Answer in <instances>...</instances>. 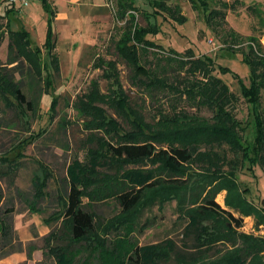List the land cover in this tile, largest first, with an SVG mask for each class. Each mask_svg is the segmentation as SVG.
Instances as JSON below:
<instances>
[{
    "label": "rangeland",
    "instance_id": "374dc122",
    "mask_svg": "<svg viewBox=\"0 0 264 264\" xmlns=\"http://www.w3.org/2000/svg\"><path fill=\"white\" fill-rule=\"evenodd\" d=\"M50 1L57 9L54 31L60 58L54 89L42 96L34 113H26L14 100L6 98L11 101L9 107L0 100V264H55L54 256L61 252L73 264L118 261L131 264L134 250L145 245H160L153 264H228L237 255L246 258V264H264V210L261 209V204L264 208V167L260 164H255L252 171L247 160L238 165L235 171L239 186L234 191H218L225 188L222 173L227 168L222 166L223 157L201 147L187 164L174 169L158 160L112 161L120 169L116 174L89 167L92 156L99 159L105 155L101 148L104 143L124 133L110 130L109 117L119 118L109 106L95 105L106 111L102 121L105 124H101L95 114L86 110L87 100L79 104V97L88 92L93 81L99 85L101 94L118 92L112 80L103 78V68L96 67L98 57L119 62L120 84L129 105L141 112L148 123H152L159 106L170 113L169 99L177 96L168 95V99L164 94L158 95V106L130 82L129 71L117 59L111 43L117 31L112 0ZM134 1L141 10L152 12L146 0ZM193 1L198 7L200 1ZM241 1L234 11H225V24L214 18L212 29L207 26L201 9L194 10L188 0H172L171 5H178L184 17L180 14L174 19L165 15L151 17L149 22L159 27V31L154 35V29L147 38L158 44L156 49L166 53L171 49L177 54L191 52L197 57L213 59L214 75L238 98L233 113L244 128L249 149L254 123L251 107L241 92L250 85V69L236 51L246 50L250 36L260 39L264 46V0ZM208 2L211 8H219L218 0ZM12 6L9 18H0V32L8 21L12 30L28 32L32 47L42 48L49 17L41 1L29 0L24 7ZM248 6L258 7L262 15L251 13ZM10 7L7 0H0V15ZM125 16L135 17L139 25H145V20L134 11H127ZM228 30L239 36L237 40H230ZM8 38L4 33L0 67L9 61ZM153 56L148 54L150 60ZM169 66L167 72L176 69L175 64ZM52 97L57 101L54 113L49 111ZM116 97L114 94L112 98ZM74 104H78V110ZM262 105L264 108V90ZM178 106L192 119L212 117L205 107L184 102ZM118 122L126 128L121 119ZM129 131L130 128L126 132ZM225 158L230 163L236 161L232 154ZM74 159L81 162L86 179L80 187L82 205L93 219V228L80 240L72 238L70 221L63 215L68 190L66 168ZM129 171H151L158 184L145 190L140 203L126 212L119 204L118 193L125 188L123 175ZM213 196L223 211L210 212L205 208L204 200ZM241 198L245 199L244 203ZM197 212L202 214V225L207 229L199 239L184 232L189 217ZM226 212L241 221L239 227Z\"/></svg>",
    "mask_w": 264,
    "mask_h": 264
},
{
    "label": "trees",
    "instance_id": "16d2710c",
    "mask_svg": "<svg viewBox=\"0 0 264 264\" xmlns=\"http://www.w3.org/2000/svg\"><path fill=\"white\" fill-rule=\"evenodd\" d=\"M8 1V0H7ZM49 20L46 26V35L42 48L32 47L30 36L24 29L12 30L8 21L2 26L0 32V45L4 33L8 34L7 52L8 63L0 67V100L6 107L14 100L18 106L25 109L26 113H34L40 107V101L47 91L54 89L55 76L59 74V62L55 48V33L53 30V19L55 11L47 0H40ZM152 9L151 13L138 8L134 0H112V16L116 25V35L112 38V47L117 59L124 63L129 71V80L141 89L144 94L151 97L157 105H160L158 95L174 96L168 98L171 104L170 113L164 112L159 106L152 123L145 120L144 115L134 111L130 107V100L120 84V74L115 60L105 61L98 57L96 67L103 68V78L112 80L118 92L112 91L101 94L96 81L91 82L88 92L79 97V104L84 100L86 110L95 114L101 124H105L106 111L95 108L97 103H103L113 109L116 116L126 123L124 128L118 120L111 117L108 123L111 131H123L116 137L104 143L101 147L105 155L101 158L92 156L88 161L89 167L101 172L116 174L120 172L112 161L136 162L142 160H158L169 168L180 167L187 164L194 152L200 147L210 153L222 155L223 167L227 168L223 174V184L218 191L238 189L236 168L242 166L244 160L249 163V168L260 164L264 167V108L262 105V91L264 90V46L260 39L250 36L246 40L247 48L240 52L242 61L250 69V85L244 87L241 97L251 107L254 123V137L252 145L248 149V143L243 136L244 128L233 113V108L238 98L227 85L214 75V61L204 55L196 56L191 52L177 54L156 49L158 44L147 38L159 31V27L149 22L151 17L166 16L168 19L179 17L178 5H171L172 0H146ZM194 10L201 9L204 13L207 26L213 29L212 20L217 18L226 22V10L234 11L241 0L230 3L218 0L219 8H211L208 0H199L197 7L193 0H188ZM5 10L0 18H9L12 12ZM251 13L262 15L256 6H248ZM127 11H134L145 20V25H139L135 17H126ZM181 15V14H180ZM183 16V15H181ZM184 17V16H183ZM225 24V23H224ZM219 27H222L220 25ZM218 27V28H219ZM215 30V29H214ZM2 34V35H1ZM230 40L239 37L233 30H228ZM154 51L156 54H154ZM42 52L46 54L47 61L42 59ZM162 53V54H160ZM235 53V52H234ZM148 54L153 56L149 59ZM181 55V56H180ZM168 65H176V69L167 72ZM11 66V67H10ZM171 66H169L171 68ZM104 73H107L104 75ZM176 74V75H175ZM172 76V78H171ZM175 76V77H174ZM18 77V78H17ZM116 92V93H115ZM48 94V93H47ZM117 96L115 99L112 97ZM54 97V96H53ZM52 97L49 111L55 112L57 101ZM7 98V99H6ZM177 98V99H176ZM77 99V102L79 101ZM83 100V101H82ZM178 100V101H177ZM189 103L195 107H205L212 112L210 119L190 118L179 103ZM108 103V104H107ZM78 110V104H74ZM130 128L129 132H126ZM250 144V143H249ZM246 149L248 151H246ZM247 152V153H246ZM251 153H254L251 155ZM232 154L236 159L230 163L225 155ZM68 190L64 199L63 215L70 221V232L74 240L82 239L88 230L93 228L91 214L83 208L81 186L86 179L83 176L82 164L74 159L66 168ZM226 177V178H225ZM125 188L118 193V201L126 212L135 208L143 198V192L157 186L158 180L151 171H129L124 173L123 181ZM247 189L244 193L247 194ZM217 193V192H216ZM215 195V194H214ZM231 201L229 204H232ZM245 199L241 198V203ZM205 208L210 212L223 211L212 198L204 200ZM261 204V202H259ZM231 206V205H230ZM261 209L264 210L262 204ZM11 212V209L7 210ZM225 212V211H224ZM227 215L239 227L240 220L234 218L230 213ZM202 215V214H200ZM199 213L189 217L184 232L196 239L206 234V227L202 225ZM160 245H145L134 250V258H130L131 264H153L154 253ZM264 250V249H263ZM55 264H73L66 253H57L54 256ZM247 260L242 255H237L228 260V264H246ZM115 264H127L118 261Z\"/></svg>",
    "mask_w": 264,
    "mask_h": 264
},
{
    "label": "crops",
    "instance_id": "0c3cea01",
    "mask_svg": "<svg viewBox=\"0 0 264 264\" xmlns=\"http://www.w3.org/2000/svg\"><path fill=\"white\" fill-rule=\"evenodd\" d=\"M48 1V3L52 6V8L54 9V11H55V15H54V19H53V23H52V26H53V30H54V25H55V20H56V18H57V9H56V7L54 6V4H52L51 3V1L50 0H47ZM226 2H228V3H230L229 1H227V0H225ZM232 1H234V0H232ZM18 7V6H17ZM17 7H15V8H17ZM230 11V10H229ZM10 14H12V13H10ZM9 14V15H10ZM226 16H227V14H226ZM9 17V16H8ZM225 20H226V18H225ZM227 22V21H226ZM21 30V29H20ZM25 30V29H24ZM54 33H55V31H54ZM263 38H264V36H263ZM55 48H54V50H53V52L54 53H56V55H57V57H58V62H59V72H60V58H59V55H58V52H57V37H56V34H55ZM261 42V41H260ZM42 54H43V52H42ZM44 55H45V58H42L43 60H45V61H47V58H46V54L44 53ZM48 62V61H47Z\"/></svg>",
    "mask_w": 264,
    "mask_h": 264
},
{
    "label": "built area",
    "instance_id": "2783aa9c",
    "mask_svg": "<svg viewBox=\"0 0 264 264\" xmlns=\"http://www.w3.org/2000/svg\"><path fill=\"white\" fill-rule=\"evenodd\" d=\"M8 1L11 4H14V5L18 4L20 7L21 6L24 7V6H26L28 4L29 0H8Z\"/></svg>",
    "mask_w": 264,
    "mask_h": 264
}]
</instances>
